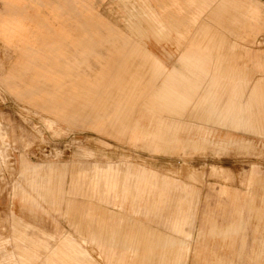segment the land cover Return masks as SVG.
<instances>
[{"label":"rangeland","instance_id":"rangeland-1","mask_svg":"<svg viewBox=\"0 0 264 264\" xmlns=\"http://www.w3.org/2000/svg\"><path fill=\"white\" fill-rule=\"evenodd\" d=\"M30 1L47 17L49 11L57 10L53 25L55 28L61 26L63 35L69 38L70 47L63 48L66 53L59 63L60 68L58 65L50 68L54 76L60 69L64 73L61 85H52L51 82L42 90L44 93L20 96L1 82L20 54L15 55L6 49L0 40V264H86L91 260L95 264H108L100 256L96 244L84 241L88 234L96 235L106 247L116 251H136L138 246L125 241L123 234L144 235L138 223L140 220L146 222L147 230L154 234L172 235L164 225V218L177 212L189 217L190 224L184 228L191 233V238L173 236L176 241L189 242L192 248L180 264H213V252L221 258L230 257L226 247L230 240L243 264H264V229L254 232L258 217L264 218V210H260L264 209V132L217 127L211 121L193 117L190 110L182 115L163 114L165 121L173 126L156 129L149 126L147 116L143 117L147 113L141 110L142 98L124 120L128 127H121L118 123L113 125L117 113L114 110L100 111V92L94 94L95 109L91 110L84 108L85 98L72 100L69 96L72 89L82 88L87 79L94 81L102 71L110 52V41L117 38L128 44L141 45L160 57L166 69L175 65L180 50L169 43L164 34L149 31L146 18L140 13L139 0ZM250 1L262 6V28L255 23L258 30L253 35L243 28H236L233 32L217 29L226 40L223 55L230 56L236 70L248 75L253 82L264 77V0ZM206 18L207 13H204L200 19L205 21ZM197 26L191 25L190 31L195 32ZM42 33L41 39L36 38L37 45L43 39L51 42L48 39L50 32L46 29ZM84 38L90 39L87 50L92 51V56H89L87 66L77 68L75 60L82 53L79 44ZM234 44L236 47H232ZM116 65L113 70H123L122 65ZM37 72L26 71L18 83V90L31 87V76ZM59 94L69 102L63 110V118L55 121L53 114L37 101L49 97L56 100ZM137 121L139 125L135 124ZM199 128L210 129L215 136H209V142H188L187 139H195ZM157 131L164 133L160 134L163 138L159 136L161 140L158 142L155 141ZM226 132L239 134L250 143H213L217 133L223 135ZM170 139L174 140L168 142ZM150 143L157 146L151 148ZM94 164L117 166L121 178L126 168L133 173L147 169L158 176H167L172 185L164 193L166 202L161 205V214L126 218L118 229L115 228L117 224L112 226V222L107 221L106 207L96 199L89 205L83 197L71 198L69 203L68 196L54 195L58 172H66L64 183L68 184L69 172L79 168L90 171ZM48 165L52 168L50 179L45 177ZM213 169L216 174L212 173ZM251 172L253 180L247 192L245 180ZM31 177H37L36 181L43 185L49 184L38 190L30 184ZM148 181V177L128 179L130 186L139 185L144 189L140 202L143 212L147 207ZM223 186L230 187L235 194H221ZM244 192L249 196H244ZM109 209L118 212L111 206ZM14 214L29 226L17 225ZM233 220L241 223L236 230L230 227ZM65 236L73 238L88 256L78 259L54 256L53 251L72 249L62 242ZM179 247V243L152 238L148 250L154 255L145 257L144 264H169L159 263L157 254L172 258ZM25 250L34 251L36 256L27 259L23 253ZM253 251H261L256 262L251 260ZM139 260L138 256L136 264H140Z\"/></svg>","mask_w":264,"mask_h":264},{"label":"crops","instance_id":"crops-1","mask_svg":"<svg viewBox=\"0 0 264 264\" xmlns=\"http://www.w3.org/2000/svg\"><path fill=\"white\" fill-rule=\"evenodd\" d=\"M139 1L140 13L144 19L146 18L149 31L164 34L167 41L180 50L175 65L166 69L165 62L160 57L155 56L141 45L128 44L123 40L118 41L116 38V40L110 41V52L105 58L102 71L94 77V81L87 79L82 88L72 89L69 92L71 99L85 98L84 108L91 110L95 109L93 106V103L96 102L94 94L100 92L98 100L101 102L100 111L114 110L117 114H115L113 125L118 123L117 125H121V127L129 126L124 120L129 113L135 110L139 98H142L144 102L141 105V110L143 113H147L143 117L147 116L149 126L156 129L173 126L165 121L163 114L182 115L190 110L193 117L211 121L217 127H228L244 132H264V108L262 107L264 104V77L252 82L248 75L240 74L236 70L231 62V57L227 54L223 55L226 40L224 36L219 35L220 31L217 29L220 27L228 32H233L236 28H243L247 30L248 34L253 35L258 30L254 26L255 23H258L261 28L263 25L262 6L250 0ZM0 3L2 4L0 8V40L6 49L15 55L20 54L15 58V62L8 72L4 73L1 82L7 89L19 93L20 96L44 93L42 90L46 89L51 82L52 85H61L64 73L60 69L54 76L50 73V68L56 65L60 68L62 56L66 53L63 48L65 46L69 48L70 41L68 36L66 39L63 35L61 26L55 28L53 25L57 10L49 11L47 17L41 14L40 9L30 0H0ZM42 6L45 4L42 3ZM204 13H207V18L205 21H201L200 18ZM193 24L198 25L195 32L190 31ZM46 29L50 32L48 39L51 42L47 43L43 39L44 41L38 43V46L36 40L42 38V31H46ZM90 43V39L84 38L79 44L82 48L80 57L77 60L72 57L77 68L87 66L89 56H92V51L87 50V45ZM232 47H236V45L234 44ZM115 64H117L116 66L122 65L123 70L122 68L113 70ZM262 69H264V65ZM29 70L38 72L31 76L32 86H25L20 91L18 83L22 81L21 77L26 75V71ZM160 77L163 78L159 82ZM98 87L103 90H98ZM67 102L69 100L66 101L62 94H59L56 100L49 97L37 101V103H41L44 110L53 114L55 121L63 118L62 113L67 107ZM55 121L53 122L55 123ZM135 124L139 125L138 121ZM213 133L210 129L199 128L195 133V139H187V141L209 142V136H215ZM155 134H157L155 141L158 142L163 138L160 134L164 133L157 131ZM213 143L227 145L229 143H250V141L239 134L231 135L226 132L223 135L217 133ZM149 145L151 148L157 146L156 143L155 147L151 143ZM48 167L46 179L51 178L52 168L50 165ZM119 171L117 166L102 167L94 164L90 171L79 168L75 172H69L70 181L68 184L64 183L66 172L60 171L57 174V181L54 183V195L68 196L69 203H71V198L83 197L88 200L89 205L92 200L96 199L106 207L107 221L112 222V226L113 223L117 224L115 228L118 229L119 224L126 218L137 217L141 214L160 215L161 205L166 202L164 193L172 185L167 176H158L156 172L147 169H140L133 173L131 169L126 168L123 170L124 177L121 178ZM212 173L216 174V170L213 169ZM252 176L251 172L245 180L247 192L250 191ZM131 177L137 179L148 177L147 207L144 212L140 205L144 189L139 185L130 186L128 179ZM36 180L37 177H31L30 184L38 190L45 189L44 187L49 184L43 185L42 182ZM230 192L235 194V191L230 190L228 186H223L220 190L221 194ZM247 192L243 193L244 196H249ZM24 200L26 199L24 198ZM24 200L20 202L23 203ZM109 206L118 212H113ZM14 222L17 225L29 226L15 214ZM138 223L144 235L123 234L125 241H130L138 246L136 251H116L114 248L106 247L105 242L94 234H88L84 241L96 244L100 256L108 264H136L138 256L140 264H144L145 257L154 255L148 250L152 238L180 245L172 258L157 254L159 263L180 264L182 259L192 251L189 242L182 239L176 241L177 238L173 236L178 234L183 235L186 240L191 238V233L184 228V225L190 224L188 216L177 212L164 218V225L172 235L154 234L147 230L146 222L139 220ZM239 224H241L239 221L233 220L230 227L236 230ZM262 228L264 229V218L258 217L254 232H260ZM62 242L67 246H72V249L53 251L54 256L75 259L88 256L87 252L81 249L73 238L65 236ZM142 246L145 248H140ZM226 247L231 256L221 258L213 252V264H243L240 256H237L234 250L232 240ZM23 253L27 259L36 256L34 251L25 250ZM260 257L261 251H253L251 260L256 262ZM27 262L29 261L27 260ZM86 264L95 263L91 260Z\"/></svg>","mask_w":264,"mask_h":264},{"label":"bare ground","instance_id":"bare-ground-1","mask_svg":"<svg viewBox=\"0 0 264 264\" xmlns=\"http://www.w3.org/2000/svg\"><path fill=\"white\" fill-rule=\"evenodd\" d=\"M57 157V156H56ZM52 158V157H51ZM57 159V158H56Z\"/></svg>","mask_w":264,"mask_h":264}]
</instances>
